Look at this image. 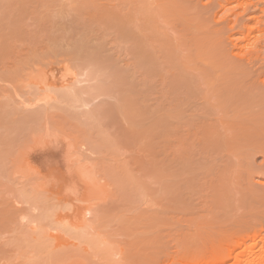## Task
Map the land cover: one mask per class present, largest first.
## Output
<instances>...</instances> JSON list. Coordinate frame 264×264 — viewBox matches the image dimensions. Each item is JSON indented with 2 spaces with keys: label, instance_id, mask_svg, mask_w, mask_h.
Here are the masks:
<instances>
[{
  "label": "rangeland",
  "instance_id": "rangeland-1",
  "mask_svg": "<svg viewBox=\"0 0 264 264\" xmlns=\"http://www.w3.org/2000/svg\"><path fill=\"white\" fill-rule=\"evenodd\" d=\"M32 1L35 3L0 0V264H114L120 251L131 256L137 253V258L141 256L139 253L145 256L154 252L159 264H187L185 257H201L210 250L223 256L228 255L231 248L237 253L241 239L248 249L252 246L251 257L254 252L264 250V120L245 126L229 122L225 128H220L222 130L217 129L238 139L229 147H215L207 141L193 146L194 138L191 137L193 142H187L184 135L199 126L200 111H189L195 118L187 113L176 120L177 131L170 135L172 138L169 136V142L167 139L169 148L162 155V114L161 107L156 106L164 99L162 96L167 91L164 92V85L172 81L179 69L183 70L181 65L186 61L183 56L189 55L190 59L196 51V46L190 44L192 36L189 38L186 34L188 45L184 47L180 28H164L159 13L151 11L154 4H150L156 0H149L151 3L147 5L144 0L136 1L141 4L132 0L112 3V0L111 6L104 0H85L81 8L75 5L74 12L72 7L69 10L70 5L65 7L66 13L62 7L57 9L58 0ZM161 4L170 11L171 4L177 5L192 22L194 19L204 26L211 27L215 23V26H222V42L206 50L215 52L214 48L220 50L222 47L220 54L217 49L211 52L212 56L217 55L214 58L219 55L217 59H223V65L216 59L217 68L222 65L220 71L227 68L225 72H234L244 83L250 81L251 84L243 85L241 91L235 93L246 100L247 106L250 102L264 112V0H164ZM101 5L107 7L100 10ZM134 5L139 6L134 8ZM140 5L147 6H143L147 9L144 14L139 13L145 19L142 23L135 14V9L140 12L143 8ZM155 6L157 10L159 6ZM214 12L222 14L218 13L211 23L208 18H212ZM233 12L239 15L232 17L233 22L229 24ZM126 14L131 20L123 17ZM147 19H153L155 24L156 19L160 21L152 25L153 21L148 20L150 25ZM160 23L163 24L160 32L166 30L153 42L150 30L157 28L159 31ZM120 31L137 33L139 39L133 41ZM180 35L183 43L178 44L183 46L176 47H184L183 55L176 48L175 55L170 53L175 58H158L156 70L149 64L144 65L145 71L139 70L140 64H144L143 57L149 52L144 48L174 46ZM62 59H67L64 64ZM38 69L41 70L38 72ZM212 72L207 74L209 78L217 75ZM230 86L224 84L222 90L228 93L226 87ZM204 96L209 100L210 94ZM206 97L199 99L197 104L201 105ZM184 105L185 108H181L188 109L193 104ZM252 109H240L238 115L242 117ZM259 110L254 111L260 113ZM167 118L172 121L176 116L174 118L173 113ZM206 118L210 117L206 115ZM211 119L213 116L208 123L215 126ZM135 125L138 130L133 131ZM59 127L81 143L79 154L85 159L83 164L93 172V180L99 185L95 186L106 190V193L99 190L105 194L99 196V200L97 189L94 190L97 193L90 196L94 199L90 202L93 210L88 207L92 212L86 218L95 219L90 220V227L85 229H71L76 220L73 214L76 217L79 210L87 208L83 203L85 199L80 201L83 206L76 204L80 200L75 201L80 198V190L76 196H67L60 188L61 181L48 182L44 186L39 179L42 173L53 169L60 173L59 180L67 172L63 153L58 149L67 141L66 137L59 132L57 139L39 138L57 133ZM241 131L245 132V137L251 134L257 138L260 134V141H252L251 136L250 143L241 141L240 138L244 139ZM168 132L172 134L171 130ZM185 149L189 150L187 154L193 156L198 168L185 169L178 165L176 177L172 179L170 175L173 170L169 172L170 180L163 183L160 158L171 157V154L181 158ZM25 163L42 173L27 172ZM234 163L238 166L233 167ZM194 176L195 179H191ZM173 183L176 191L172 196L170 186ZM164 194L165 199H162ZM163 200L165 205L171 201L172 209L178 208L180 218L177 217L179 220H174L171 227L177 226L175 230L168 226L165 229L160 223ZM84 202L89 204L88 199ZM169 206L167 208L171 209ZM185 206L194 211L193 216L184 213ZM67 208L72 209L69 212ZM96 215L103 218L96 221ZM62 221L70 225L65 222L63 225ZM256 232L257 236L252 238ZM231 263V259L226 261V264Z\"/></svg>",
  "mask_w": 264,
  "mask_h": 264
},
{
  "label": "bare ground",
  "instance_id": "bare-ground-1",
  "mask_svg": "<svg viewBox=\"0 0 264 264\" xmlns=\"http://www.w3.org/2000/svg\"><path fill=\"white\" fill-rule=\"evenodd\" d=\"M104 1H106V3L111 6L110 3H111L112 0H104ZM132 1L133 2H136L137 0H132ZM140 1H138L136 3L137 4H141V3H139ZM144 1H146V5H147V3L148 4L151 3L149 0H148L149 2L147 0H144ZM159 1L161 3L164 2V0L163 1L159 0ZM159 1L156 0L155 1L156 3L152 1L153 3H151L150 6L152 4H154L153 5L154 8L153 7L152 8L156 10V8H155L156 6L155 5L157 4V6H159V8L157 7V10L156 11H153V9L150 8V9H152L151 11L154 12L155 14L156 13L157 14L159 13V19L166 26V27L164 26V28L167 29V28L170 27L169 30H176V29L180 28V31L179 30L178 31L180 32V34L183 33L185 35L184 36L182 34L183 37H184V40L181 38L182 35H180L178 41H176L177 44H175L174 46H171V44H168V45H164V46H159V45L157 46L156 45L154 47L152 45V46H149V47L144 48V51H149V52L146 55L147 58L145 56L143 57L142 63H144V64L143 65L140 64L141 67L139 68V70L140 71H145L146 70V67L144 66L145 64H149L151 66H154V70H156L158 68V66H159L158 58H162V57L163 58L170 57V59L175 58L174 56H171L170 53H172L173 55H175L174 50L178 46L180 47V45H182V44H178V43H183V41H184L185 42L184 43V47H185V45H188V43H186L188 41V38H185L186 37V34H187V36H189V38L192 36L191 39H190L191 43L190 42L189 43L190 44L193 43L194 46H196V48H197L196 51L193 53V56H191L192 58L190 57V59H189V57H188L189 55H187V56L184 55L183 56V58H185L184 60H186V61H184L185 63L183 62V64L181 65L183 67V70H180L179 69L178 73L174 74L175 77H173L172 81L168 85L167 84L164 85V88H165L164 92L167 90L166 93H165V95L162 96L164 99H163V101L161 102V104L159 106H156V107H161V108H159V110H161V112L160 111H158V112H160L162 114L161 115L159 113L161 115V122H162L160 124V127H161L160 128V130H161V136L160 137H162V139H163V141L161 139L162 142H160V143H162V145H160L161 151L163 152L162 155L163 154L165 155L166 154V151L168 150L166 148H169V146H167V145L170 144V143L168 144V142H169V139H168L169 136L170 135L173 136L175 134V132L177 131L178 121L176 122V120L184 117L187 113H188L187 115H189L191 117H194V114L193 113L196 112V111L197 112L200 111L199 112L200 113L199 114L200 117L198 115V119L196 118L197 119V122H199L198 123L199 126L197 127L194 124L193 126H196L195 127L196 129H193L194 127H192V129L194 131L192 130V132L191 131H187L186 132V135H184V136H185V140L188 139L187 142H189V140L192 141V139H191V137H192V138H194V141H195V142L192 141L193 142L192 143L193 146L196 145V144L198 146H200L202 143H204L206 141L208 142L209 145H214L215 147H220V146L229 147L233 143L234 144L237 143V140L238 139H236L235 136H233V135L231 136L230 134H226V133H221L220 130H222L223 128H225L226 124L229 123V122H235L236 124H238L240 126H245V125H248V124H253L254 121H256L257 123L258 122L260 123V121L262 120L261 122H263L264 119H260V118H264V112H261V110H259L258 108L256 109L255 107H253V104L251 105L250 102H248V105L250 104L252 107H250V105L247 106L246 100H243L240 97L239 94L235 93L237 90L239 91L240 88H243L242 87L243 85H249V84H251V82L249 81L248 83L247 82L244 83L245 81H243L241 79V77L238 76V75H236L233 71H232L233 74L232 73L225 72L224 70H226L227 68L224 69L223 71L222 70L220 71V69L222 68L221 66L223 65L222 64L223 63V59L222 58L221 59H217V58H220L219 55H218V57H215L214 58V56H217V55L214 54V56H212L213 54L211 52H213V51L210 52L211 49L209 51L206 50L208 46L210 47L214 43H221L222 42V40H221L222 37H220V36H222L221 35L222 34V31L221 30L223 29L222 26L221 27L215 26L216 25V23H215V25L212 24L213 26L208 27V24H206L204 26V24H202L200 21H198L200 24H197L198 22H196V20L194 21V19H193V22H195V23L193 24L192 20H190L191 18L187 19L189 17V15L186 14V13H181L183 11L180 10L181 11L180 12L178 10L179 8L177 7V5L175 7V5L171 4L172 5V9L170 11V10L165 9V6H163V4H161ZM85 2H86L85 0H58L59 5L57 3H56V5H57V9L58 10H60L59 8L62 7L61 10H63V11H64V9L67 8L68 5H70L68 7L69 10H71V7H72V9H73L72 11L74 12L76 10V6L75 5H77V6H79L81 8L82 6L85 5ZM113 2H114V0L112 1V3ZM30 3L31 4H34L35 2L32 1V0H30ZM160 4H161V6H160ZM71 5H73L74 7L71 6ZM146 5H143V6H146ZM135 6L136 5H134V8L138 7L139 5L136 6V7ZM143 6L140 5V7H143ZM150 6L148 5V7H150ZM79 7L77 8V10L79 9ZM106 7H107L106 5H101L100 6V10H102V9H104ZM112 7H113V5H112ZM125 7H127V6H125ZM74 8H75V10H74ZM144 8L145 7L141 8L140 9L141 10L140 12H138L139 11V10H137L138 8L135 9L137 11V13H135L137 15V19H138V17L141 16V14H144L143 13L144 10H147L146 8L145 9ZM150 9H148V12L150 11ZM222 9L224 10L223 7H222ZM222 9L220 10V11H222V13L224 11H227L226 10L227 8L224 11ZM66 10H68V9H66ZM66 10L64 11L65 13H66ZM165 10H167V11H165ZM160 11H162V12H160ZM186 11H188V10H186ZM205 11L203 10V12H205ZM69 12H71V11H69ZM148 12H147V14H148ZM190 12H192V11L190 10ZM207 12H209V11H207ZM139 13H141V14H139ZM218 13H215V12L212 13L211 14L212 15V18L210 17V15H208L210 17V18H208L209 19V22H211L213 20V18H216V16L218 17ZM222 13H219V14H222ZM138 14H139V16H138ZM151 14H153V13L150 12V15ZM190 15H192V13H190ZM237 15H239V12L238 13L237 12H235V13L233 12L232 15H231V17H229V19H228L229 22L228 21L227 22L229 24H231V22H233L232 17L237 16ZM124 16L126 17L127 14L126 15H123V17ZM133 16H134V14H133ZM144 16H147V15H144ZM194 16H195V14H194ZM111 17L113 18L114 16L111 15ZM127 17H126L127 19L131 20V16H130V18H129V16H127ZM112 18H111V20H113ZM100 19H101L100 22H102L103 21L102 17H100ZM132 19H134V18L132 17ZM141 19H138V21L141 20ZM143 20H145V19H142V21H140L139 23H142ZM148 20L149 19H147V21ZM157 20L158 19L155 20L156 21V24H159L158 22L160 20L158 22H157ZM149 21H153V24L152 25L155 24V22H154L153 19H151ZM149 24L151 25L150 22H149ZM157 26H155V27H157ZM161 27L163 28V24L161 25V23H160V29H159V31H157V28H155L154 30H150V35H151L150 39H152V41L155 40V39H157L155 41H158V39H160L161 34L163 32H165L166 29H163V32H160L161 31ZM149 29H152V27L149 26ZM122 32H121V35L124 34L123 35L124 37H130V39L133 40V41H138V39H139V36H138L137 33L130 32V31L129 32L126 31V32H123V34H122ZM186 32H188L189 34L186 33ZM121 35H119V36H121ZM227 36H228V34H227ZM180 38H181V40H180ZM185 39H186V41H185ZM175 40H177V38ZM155 41H153V42H155ZM182 46H181V49L180 48H177V49H179L180 53H182V55H183V50L182 49H184V47H182ZM187 47H189V46H187ZM220 48L222 49V47H220ZM98 49L100 51L101 48L99 47ZM216 49H217V51L219 50V48H217V47H216ZM216 49L214 48L215 52H216ZM221 49L217 52V54L220 51L221 52L223 51V49L222 50ZM215 52H213V53H215ZM185 54H188L187 50H186ZM179 55H181V54H179ZM46 56L48 57V55H46ZM216 59L219 60L217 62L218 64H222L220 67L218 66L219 69L217 68V65L218 64L215 62V61H217ZM66 60L65 59H62V61L61 60L60 61H61L62 64H64L66 62ZM63 61H65V62L63 63ZM50 63H52V62H49V64ZM63 67H65V66L63 65ZM132 68L135 71L136 68H134V66ZM39 70H41V69H38V72H39ZM213 70H215V71H213ZM212 71L215 72L214 75L217 73L218 76L215 75V76H212L213 78L212 77L209 78L208 77L209 74H210L209 72H212ZM41 72L43 73V71H41ZM152 72H153V70H152ZM147 74H148V72H147ZM207 74H208V76H207ZM44 76H45V74H44ZM71 82H73V81H71ZM71 82H69V83H71ZM44 83L46 84V81ZM224 84H228L229 86L231 85L230 87H233V88L226 87L227 90H229L230 92L228 91V93H225L226 90L225 89H224L225 91L222 90V86ZM48 85H49V83H48ZM69 85L71 86V84H69ZM69 85H68V87H69ZM238 86H239V89L237 88ZM43 87H45V85ZM250 87H252V86H250ZM46 88H47V85H46ZM230 89H236V90L235 91L234 90L232 91ZM200 92H201L202 95L200 94ZM204 92L207 95L210 94L209 100H208V98L206 96H204V94H205ZM244 94H246V93L243 92V95ZM237 95H239V97H238L239 99L237 98ZM201 96H203L204 98L206 97V99H205V101L203 103H200L201 105H199V104H197V101L199 99H202L203 98ZM212 96H214L215 98L213 99ZM162 97H161V99H162ZM168 97L169 98L171 97L170 100L168 99ZM240 98L242 100H240ZM47 99H49V97ZM50 99H52V98L50 97ZM167 99H168V101H167ZM164 100H165V102H164ZM206 100L207 101H210L211 100V101L210 102H207ZM237 101L238 102L240 101V103H238L239 106H238V104H236ZM191 103L193 105L190 107ZM254 103H256V102L254 101ZM184 104H187V105L189 104L188 106L190 108L184 109L185 108V105ZM168 105H170V106H168ZM182 105H184V106H182ZM151 106L152 105H150L149 107L150 108H153ZM181 107H184V108H181ZM244 107L246 109H249V110H251L253 108L252 111L254 113L252 111H249V112H251V115L250 116L248 115L249 112H247V114L245 113L246 115L243 114V116L241 117L240 115H238V113H239L240 109L241 110L242 109L244 110L245 109ZM254 110L256 112L259 110L260 113H256ZM189 111L190 112H193V113H190ZM152 112H154V111L152 110ZM173 113H174V118H175V116H176V118L175 119H172V121H173L172 122L171 121V118L172 117L170 119H168L167 117L170 116V115H172ZM196 115L197 114H195V116ZM201 115H202V117H201ZM206 115L209 116L210 118H211V116H213V119H211V123L212 124L215 123V126H210V123H208V121H209L208 119H210V118L207 119L206 118ZM165 119H167V120H165ZM168 120L170 121V124H168L169 123ZM174 120H175V122H174ZM204 120L206 121V123H205ZM136 127L133 128V131H135V129L138 130V126H136ZM208 127H210V128H208ZM212 127H214V128H212ZM167 128L168 129L170 128L169 130H171L172 134H169V132H168L169 130ZM220 128H222V129H220ZM217 129H220V130H218L219 132L217 131ZM56 132L57 133H48L45 136L39 137V138L42 139V140H44L46 138H49V139H57L59 132L63 136L66 137L65 139L67 141H65V143L63 142L62 145L58 146V149H59V151H62V153H63L62 154L63 155V158H62L63 165L66 166V168H67L66 171L67 172L65 173V176H62V179L59 180V177L60 176H58V175L60 173L57 174L58 172H56V170H54V169L51 170V171H49V172H47L46 174L45 173L43 174L40 171V173H42V175L39 177V179H41L43 181V185L44 186L48 182L61 181L60 188L64 192V194L67 195V196H72V195L73 196H76L77 192H79V190H80V194H79L80 195L79 196L80 198L77 197L75 199V201L77 199H80V200L79 201L77 200L76 201V204L77 205L78 204H81L82 205L84 203V205L87 208H84V209L82 208V210H79L78 213H77V215H75L76 217H74V214H73V219H76V220H74L75 222L72 224L71 229H73V228L74 229L75 228H84L85 229V228L90 227L89 223H92L91 221H94V219H95V217H94L93 220H91V219L88 220L86 218L87 214H91V212H92L91 209L93 210V205L91 206L90 205L91 204L90 202H93L94 199H91L92 197L90 198V196H92V194L94 195L98 191V194H96L98 196L97 197V199H98L99 196L100 197L105 196V194L102 195V193H106L105 192L106 190H103L104 191L103 192L101 190V188H102L101 186H100L101 188L97 187L99 185H97V183L95 182V180H93L94 179L93 172H90L91 169L83 164L84 161H85V159H84V157H82L79 154L80 153L79 152V146H80L81 143L79 144V141H77L76 138H73L72 135L63 132L62 128H60V127H59V129L57 128V131ZM244 133H245L244 131H241L242 136H244L243 137L244 139L240 138L241 141H247L248 143H250L249 142L250 141L249 140L250 138H251L252 141H253V139H256L257 142L260 141V138H261L260 134L258 135L256 133L258 135L257 138H255L253 135L251 136V134H250L249 136H251V137L249 138L248 135H247V137H245L246 135ZM61 134H59V135H61ZM186 136H187V139H186ZM167 139H168V142H167ZM240 139H239L238 143L241 142ZM243 143H245V142H243ZM253 143L255 144L256 142L254 141ZM41 144H43V143H41ZM254 144H253V146H254ZM193 146H192V148H193ZM175 147H176V145L175 146H171V148H175ZM185 151H186L185 152L186 155L184 154L185 157L183 156L181 158H178L177 156H175V158H174L173 154H171V155L169 154L171 157H169L167 155V156H163V158H160L161 159V161H160L161 163H159L160 164V167H159L160 169L159 170L161 172L160 180H162L163 183H166V182H168L170 180V179H168L169 178V172H171L173 170L174 171L170 175L172 176V179L176 177V175H175V172L177 173V171H176L177 168L176 167H179L180 166V167H183L185 169H188V168L196 169V168H198L196 162L192 159L193 156L191 154H187V151H189V150L188 149L187 150L185 149ZM187 155H189V156L187 157ZM168 157L170 159L171 158L172 159L170 160ZM22 161H24V160H21V162ZM25 164H26L25 167L27 169V172H31L33 170L38 175L40 174L39 171L35 170V168L32 169L31 167H29L27 165V163H25ZM234 164H237V163H234ZM234 164H232L233 167L238 166V164L237 165H234ZM21 165H23V164L21 163ZM218 170L219 171H223V168H221V169L218 168ZM19 171H22V170L19 169ZM24 171H26V170L24 169ZM191 179H195V176L192 177ZM95 185H97V186H95ZM167 186H165V189H166ZM170 187H171L170 189H171V193H172V196H173L174 193H175V191H176V184L173 183V184H171ZM95 189H97L96 192H94ZM102 189H104V187ZM99 192H100V195H99ZM165 196H166V194H164V198H163V195H162V199H165ZM172 196H171V199H172ZM81 199L82 200L83 199H85V200L88 199L89 200V204L88 203L86 204V202H84L85 200L83 201V203L80 202ZM171 199H169V200H171ZM163 201H161L163 203V205H161L162 203H160V205L163 206L162 214L161 213L160 214L165 219L163 221L162 220L163 218L161 217V221L162 222H160V223H163L161 225L164 226L165 229H168V227H170L171 230H175L177 228L176 224H175L176 228L173 227L175 229H172L171 227L174 225L173 224L174 223V220L175 221H178L179 218H180L179 215H178V211H177L178 208L175 206L176 208L172 209V207L169 206V205H172L173 206V204H172L171 201H170L171 202V204H170V202L167 200L169 203H167L166 205L164 204V203H166L165 200H163ZM65 204H66V206L68 205L67 202ZM87 205H89V206H87ZM167 205L169 207H171V209H168L167 208ZM69 206H70V204L67 207H69ZM71 206H72V204H71ZM90 206H91V209L88 208ZM77 207L78 206H76V208ZM80 207L78 209H80ZM71 209L72 208H70V209L67 208V211L69 210V212H70ZM76 212H77V209H76ZM184 213L185 214L187 213L188 214V217H189V215H191V216L194 215V211H192L190 209L188 210V208L186 206L184 207ZM169 214H171L170 217L172 216L171 221H170V218L168 217ZM175 215H176V217H175ZM195 215H197V214H195ZM185 216L187 217V215H185ZM97 217L98 216L96 215V221L97 220L99 221L100 219L103 218V217H101V218L98 217L99 218L98 219ZM173 217H175L176 219H173ZM177 217H179V218H177ZM181 217L183 219L185 218L183 216H181ZM167 218H168V221L166 220ZM64 222L65 221H62L63 225L67 221L65 223ZM167 222L168 223L171 222V223H169L170 225ZM66 224H68V223H66ZM68 225H70V224H68ZM257 234H258V232L254 233V235L252 236V238H254L255 235L257 236ZM239 246H240V248H239V250H238L237 253L233 250V248H231L230 253L228 255H226V256L221 255V253H219L216 250H210V251L206 252L204 255H202L201 257H197V256H189L188 258L185 257L186 263L187 264H226V261L228 259H231L232 260V263L231 264H264V250H259L258 253H255L254 252V256L251 257L250 256V253H252V252H250V250L253 251V248H251L252 246L249 247L250 249H248L245 246V240L244 239H241V241L239 242ZM139 254L141 256H139ZM139 254H138L139 257L137 258V253H136V255L131 256L132 254L131 255H129V254L126 255V254H124V253H122L120 251L119 253H117V255L120 256L119 259H118V261L119 262L122 261L123 263H118V261H117V262H114V264L115 263L116 264H159V262H160L159 258L156 257V255L154 254V252L151 253V255H149V254L148 255H145L144 254L145 256H142L143 254H141V253H139ZM105 259L109 260L108 257H105Z\"/></svg>",
  "mask_w": 264,
  "mask_h": 264
}]
</instances>
